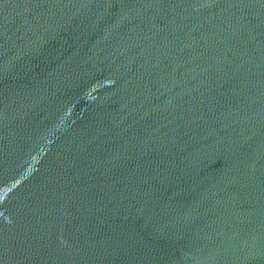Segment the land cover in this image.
Listing matches in <instances>:
<instances>
[{"label":"water","instance_id":"1","mask_svg":"<svg viewBox=\"0 0 264 264\" xmlns=\"http://www.w3.org/2000/svg\"><path fill=\"white\" fill-rule=\"evenodd\" d=\"M0 264H264V0H0Z\"/></svg>","mask_w":264,"mask_h":264}]
</instances>
